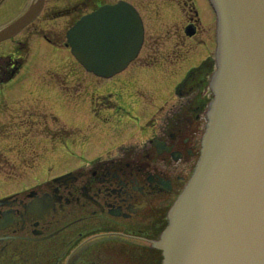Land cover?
Returning a JSON list of instances; mask_svg holds the SVG:
<instances>
[{"label": "flooded vegetation", "instance_id": "1", "mask_svg": "<svg viewBox=\"0 0 264 264\" xmlns=\"http://www.w3.org/2000/svg\"><path fill=\"white\" fill-rule=\"evenodd\" d=\"M26 2L0 0V17L10 12L12 15L5 22L10 21ZM184 5V10L186 5L188 9L180 28L192 24L195 35L207 33L208 26L202 23L199 12L187 2ZM204 6L209 13L206 2ZM142 12L146 67V56L160 51V35L147 37L146 10ZM155 12L158 14L157 8ZM41 19V16L36 18L10 40H28ZM182 32L183 29L181 36L185 37ZM52 36L64 40L59 30H52ZM13 48L0 46V76L10 71L14 62L18 63ZM164 53L168 58L177 50H163ZM78 72L74 71V77L68 79L71 71L63 69L52 75V79L63 92L65 87L73 86L71 81L79 82ZM200 101L195 96L184 101L181 98L168 108L160 106L156 111L162 110L163 117L158 118L157 113L151 115L145 127L141 126L142 137L130 136L112 146L104 156L0 196V264H162L157 244L167 224L168 209L190 176L199 154L203 124L193 129V123L201 116ZM101 111L99 118L103 124L120 126L122 122L129 123L128 119H135L137 113L145 112L146 105L114 102L98 112ZM32 115L27 117L32 119ZM124 118L127 119L123 121ZM99 139V144L108 141L106 137ZM32 168L0 165V173L7 180L18 181Z\"/></svg>", "mask_w": 264, "mask_h": 264}, {"label": "water", "instance_id": "2", "mask_svg": "<svg viewBox=\"0 0 264 264\" xmlns=\"http://www.w3.org/2000/svg\"><path fill=\"white\" fill-rule=\"evenodd\" d=\"M31 0L0 41L40 11ZM220 29L214 94L201 155L168 214L164 264H264V0H213ZM71 52L102 76L124 68L142 40L127 4L102 6L67 33Z\"/></svg>", "mask_w": 264, "mask_h": 264}, {"label": "rangeland", "instance_id": "3", "mask_svg": "<svg viewBox=\"0 0 264 264\" xmlns=\"http://www.w3.org/2000/svg\"><path fill=\"white\" fill-rule=\"evenodd\" d=\"M73 1L77 3L76 11L69 16L55 19L54 23L45 20V17H43L44 12L41 16V21H38L36 24L37 28L34 29L37 31L33 30V35L40 34L41 26L65 29L79 14L94 8L97 3L113 2L115 0H100L98 2H94V0H46V11H49L50 8L56 10ZM130 1L138 6L141 11L143 9L146 10V28H148L149 32L147 36L152 37V34L157 33L160 35V41L158 42L160 51L157 50L151 54L152 58L146 56L148 62L152 63L156 61L162 55L163 50L167 52L173 46L176 47L177 54H179V59L176 60L178 62L181 57L186 55L185 50L179 46L181 45L180 43H183V39L186 42L185 49L187 46L188 48L194 46L193 53L190 49V53L177 63V69H173L174 71L172 72L164 66L151 69L146 68V74L145 71L141 70L138 74H134V78H136L131 81L129 79L125 81L122 79L126 78L125 73H131L130 71L133 70L132 67L129 68L130 71L125 72L127 68L124 72L109 78L97 77L91 79V74L79 66L81 70L79 82L71 81L73 86L70 87V91L66 90L65 87V97V94L58 90L55 84L52 83L50 75L47 74L51 72L50 70L62 72L61 70L64 67L67 68L69 65L75 63L70 50L65 47H57L50 44L42 37L34 38L30 42L29 53L26 57L25 64H23L22 68L19 69L10 81L0 84V101H3L5 104V107L0 110V165H23L28 162L29 165L33 164L35 167L32 165L34 169L32 168L30 171L25 172L18 181L6 180L0 175V196L22 190L59 172L81 166L87 161H92L100 157L107 150L111 149L112 146L125 141L126 138L139 134L140 125L150 118L155 107L170 100L175 85L186 73V67L191 65L197 66L201 62L203 59L201 51H205V54L208 53L210 55L213 53L214 56L212 15L209 16L202 0L193 1L196 9L199 11L202 23L204 25L207 22L209 23L208 34L205 31L204 34L193 36L189 40L181 36V20H177L181 15V10L173 1L170 5L173 8L166 5L162 6L159 10V17L156 15L154 5H157V3L164 4L166 2L169 4V0ZM11 15L12 13L7 12V14L1 16L0 26ZM44 15L46 16V14ZM14 41L4 44V48L10 49L11 46H18L19 44L15 43L17 41ZM148 41L146 42V48L149 47ZM196 45L198 46L195 48ZM20 53H24L23 48H21ZM182 53L183 55H181ZM209 60L211 62L210 69H212L213 60L212 58H209ZM132 63L134 68L144 63L142 51ZM74 66H77V64ZM205 69L208 70L209 67ZM107 92H115L116 95L113 97H118V100L124 101L125 103L144 104L146 105V111L136 115L135 119H128L129 123L127 124L125 122L120 123V126L107 124L109 126L104 127L95 124L96 119L90 111L91 108L95 112L94 114L99 116L101 112L98 111L103 110L106 104H114L113 101H107L109 96L107 98L106 96H100ZM196 92L199 95L198 97L201 98L198 105V112L201 116L199 119L194 120L193 129L201 126L206 102L208 98L210 99L212 97L207 85L204 83L201 84L199 90ZM196 92L191 95L189 94L185 98H193ZM93 96H96L95 100L104 97L102 103H95ZM91 101L93 102L90 108ZM171 103H174V100L168 101L164 106L168 108L171 106ZM36 106L39 109L32 111L37 116L33 117L35 121L30 120L27 117L28 114H23H31L30 112L22 113V110L35 109ZM48 109L57 116L59 121L73 131L72 136L63 139L61 143L57 141H61L62 137L60 136L62 131L55 124L51 114L49 115ZM163 113L162 110H157L156 116L159 115L158 118H162ZM4 114H8V116L3 117ZM9 114H14L17 118L10 117ZM12 127L13 129H24V133L29 132L28 139L17 137L12 139L9 133H5V129L8 132ZM49 133H51L50 136ZM103 137H106L108 141H103L101 144L97 143L100 140L99 138L103 139ZM53 141L57 143L52 145L51 142ZM17 143H21L22 145L20 146L22 147L26 144L30 145L29 147L31 148L35 147L33 148L34 150L32 149L33 152L31 150L29 151L31 157H27L25 160L23 159L25 153L19 156L16 153L19 150L15 151L13 147V144ZM48 168H52L50 172H48Z\"/></svg>", "mask_w": 264, "mask_h": 264}]
</instances>
